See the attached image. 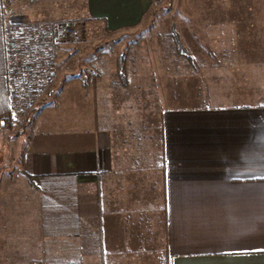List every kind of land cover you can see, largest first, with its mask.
<instances>
[{
    "label": "crops",
    "instance_id": "0c3cea01",
    "mask_svg": "<svg viewBox=\"0 0 264 264\" xmlns=\"http://www.w3.org/2000/svg\"><path fill=\"white\" fill-rule=\"evenodd\" d=\"M152 3L84 7L115 35ZM188 20L207 48L176 49L190 73L156 132L128 105L145 81L105 59L64 85L61 135L42 120L58 101L0 131V264H264V19ZM56 198L62 224L38 203Z\"/></svg>",
    "mask_w": 264,
    "mask_h": 264
},
{
    "label": "rangeland",
    "instance_id": "374dc122",
    "mask_svg": "<svg viewBox=\"0 0 264 264\" xmlns=\"http://www.w3.org/2000/svg\"><path fill=\"white\" fill-rule=\"evenodd\" d=\"M51 1L54 3L52 4ZM29 2L24 9L17 11L16 19L18 21L49 22L71 19L83 22L80 41L59 52L56 76L43 93L40 101L32 111L11 123H17L27 115L28 117L36 115L45 106L58 101L59 108L47 112L42 118V120L47 119L50 122V130L58 136L62 134L61 124L65 95H61L64 85L71 79V81H88L96 72V60L105 59V62L107 61L109 64L114 62L117 66L118 57L126 56L123 69L125 80H132L137 85L144 80L147 85L144 88H136L134 92L136 95L143 91L144 98L135 100L134 97L133 100H129L128 105L134 107V112L149 117V121L153 124L151 133H154L157 124L155 119L158 118L160 110L172 108L178 104L175 103V83H179L178 81H181L184 76L188 78L190 73V66L176 54L177 46L171 32L175 31L180 43L189 52H193L194 49L198 51L200 47L205 50L207 45L205 40L200 41L197 35L192 38L191 23L188 19H207L208 16L209 19L211 16L214 19H264V0H153L149 12L138 27L111 35L105 31L102 24L87 18L84 0ZM46 7L48 8L46 9ZM49 11L50 15L44 18V12ZM207 11H209V15ZM199 54L203 55V52L199 50L195 57L200 58ZM186 81L184 80L183 83L186 84ZM182 90L189 93V89L182 88ZM85 110L87 121L92 122V109L89 104L85 106ZM145 120L147 119L145 118ZM56 180L61 181V178ZM56 184L55 187L61 188ZM35 202L37 203V201ZM38 203L40 206L44 205L54 209L56 212H53V219L57 220L58 224H62L63 215L58 209L61 207V200L56 198L54 201L41 200ZM139 259L140 257H136L138 260L136 264H147L146 261L141 262ZM154 259V257L150 259L153 264Z\"/></svg>",
    "mask_w": 264,
    "mask_h": 264
},
{
    "label": "built area",
    "instance_id": "2783aa9c",
    "mask_svg": "<svg viewBox=\"0 0 264 264\" xmlns=\"http://www.w3.org/2000/svg\"><path fill=\"white\" fill-rule=\"evenodd\" d=\"M23 1L0 0L7 101L0 131L35 108L56 76L59 52L76 45L82 35L80 20L18 21L15 6Z\"/></svg>",
    "mask_w": 264,
    "mask_h": 264
},
{
    "label": "trees",
    "instance_id": "16d2710c",
    "mask_svg": "<svg viewBox=\"0 0 264 264\" xmlns=\"http://www.w3.org/2000/svg\"><path fill=\"white\" fill-rule=\"evenodd\" d=\"M171 36L174 39V42L177 46L176 49L184 52V48L178 39L177 33H175V31H172ZM187 58L189 60V56ZM125 59L126 56L122 55L118 57L117 60V67L118 70L120 71L119 78L122 80H125V75L123 73ZM4 72H5V63H4V55H3L2 40H1V17H0V117L7 112L6 85H5Z\"/></svg>",
    "mask_w": 264,
    "mask_h": 264
}]
</instances>
